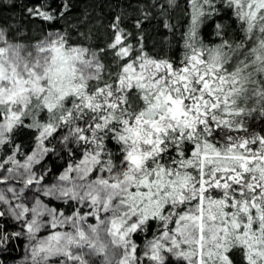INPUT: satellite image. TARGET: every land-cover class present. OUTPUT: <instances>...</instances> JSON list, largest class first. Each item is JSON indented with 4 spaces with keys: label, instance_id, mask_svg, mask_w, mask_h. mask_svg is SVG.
<instances>
[{
    "label": "snow or ice",
    "instance_id": "obj_1",
    "mask_svg": "<svg viewBox=\"0 0 264 264\" xmlns=\"http://www.w3.org/2000/svg\"><path fill=\"white\" fill-rule=\"evenodd\" d=\"M138 6L99 48L68 20L73 0L24 5L33 44L0 27V253L23 241V264H264V0H184L178 58L151 54L143 31L147 8L174 34L178 0ZM226 12L240 38L216 23L205 43Z\"/></svg>",
    "mask_w": 264,
    "mask_h": 264
},
{
    "label": "trees",
    "instance_id": "obj_2",
    "mask_svg": "<svg viewBox=\"0 0 264 264\" xmlns=\"http://www.w3.org/2000/svg\"><path fill=\"white\" fill-rule=\"evenodd\" d=\"M29 0H0V27L13 29L15 42L22 44H33L40 36L39 24L29 23L25 19L23 7ZM75 7L69 13L68 20L72 26L82 24L80 31L90 34L91 39L86 41L87 45L93 47H104L108 39V25L114 15L124 12L131 17L127 21L129 30L132 20L142 16L138 0H73ZM140 5H146L148 0H139ZM180 7L170 10L168 20L175 25V33L169 32L163 27L157 9L145 10L151 12V18L143 23V31L146 35V46L151 54L170 55L178 58L181 53V33L186 29L187 18L184 15V0H178ZM221 23L225 26V37L228 39H239L237 23L231 18V13L226 12L208 21L201 30L205 43L214 44L219 42L215 35V25ZM19 27V31H16ZM105 63H108L105 58ZM61 163L57 161V164ZM11 230V229H9ZM23 241H17L10 253H0V261L5 264L16 262L24 257Z\"/></svg>",
    "mask_w": 264,
    "mask_h": 264
},
{
    "label": "rangeland",
    "instance_id": "obj_3",
    "mask_svg": "<svg viewBox=\"0 0 264 264\" xmlns=\"http://www.w3.org/2000/svg\"><path fill=\"white\" fill-rule=\"evenodd\" d=\"M10 264H23V258Z\"/></svg>",
    "mask_w": 264,
    "mask_h": 264
}]
</instances>
